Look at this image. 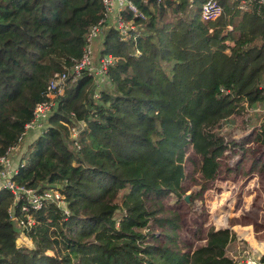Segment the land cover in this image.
Listing matches in <instances>:
<instances>
[{"label":"trees","instance_id":"1","mask_svg":"<svg viewBox=\"0 0 264 264\" xmlns=\"http://www.w3.org/2000/svg\"><path fill=\"white\" fill-rule=\"evenodd\" d=\"M202 1L133 0L140 15L122 14L133 28L101 35L98 54L112 63L97 98L92 76L69 75L42 128L19 144L12 177L38 191L59 185L67 214L53 203L32 211L31 245L17 246L13 196L0 190V264H232L227 228H209L191 252L152 232L172 242L165 226L175 216L160 201L181 198L187 150L200 156V178L213 179L222 123L264 101V13L218 0L221 15L202 21ZM102 10L99 0H0V156L18 144L51 76L80 59ZM258 131L264 144V124Z\"/></svg>","mask_w":264,"mask_h":264},{"label":"rangeland","instance_id":"2","mask_svg":"<svg viewBox=\"0 0 264 264\" xmlns=\"http://www.w3.org/2000/svg\"><path fill=\"white\" fill-rule=\"evenodd\" d=\"M98 39L91 42L95 56ZM256 105L264 107V101L249 105L250 110L243 106L222 123L219 131L227 143L213 179L205 182L200 178V156L187 150L181 198L166 197L160 201L163 214L175 216V225L165 226V230H171L167 235L172 242L154 225L152 232L158 241L165 239L169 246L191 252L205 242L209 228H227L233 238L225 247V254L232 264H242L246 256L264 255V144L257 140L264 115L253 110ZM20 156L22 152L11 157L12 166Z\"/></svg>","mask_w":264,"mask_h":264},{"label":"built area","instance_id":"3","mask_svg":"<svg viewBox=\"0 0 264 264\" xmlns=\"http://www.w3.org/2000/svg\"><path fill=\"white\" fill-rule=\"evenodd\" d=\"M102 5V15L88 29L85 36L86 45L82 52L80 59L73 65L69 72L54 73L48 80L45 87L46 98L34 105L32 111V118L25 123L23 131L18 137V144L9 146L6 149L5 154L0 156V190L5 189L9 191L13 198L12 204L8 207L7 212L9 218L13 220L18 229L19 237H24L30 240L25 231L34 224V218L32 211L39 210L46 203H53L63 210L64 214H67L65 207V201L62 193L59 191V185L51 188H45L42 190H36L31 187H26L17 184L13 179V175L16 172L18 165L21 162H17L15 166H12L11 157L15 156L18 151L19 144L24 136L30 130H37L42 128L43 121L51 114L54 109L56 98L60 96L67 86L69 81V75H72V79L78 76L80 73L92 76L94 80L93 98H97V89L105 80V74L108 66L112 63V58L108 54L93 55L91 48V42L94 38L101 37L103 31L108 27H113L122 36H125L127 31L133 28L130 22L123 19L122 14L124 10H128L134 16H139L140 13L133 0H99ZM141 3L147 4L149 0H140ZM160 0H155L159 2ZM258 7L264 13V0H238V7L242 10L248 9L253 6ZM199 18L202 21H210L219 17L222 13V6L218 0H203L198 9ZM255 104V103H254ZM257 104V102H256ZM259 105V104H258ZM253 108L259 115H264V107ZM250 106L244 104V110H250ZM69 132L72 136L76 135L74 127L69 128ZM17 208L19 215H16L14 208ZM242 264H264L260 261L259 257L246 256Z\"/></svg>","mask_w":264,"mask_h":264},{"label":"crops","instance_id":"4","mask_svg":"<svg viewBox=\"0 0 264 264\" xmlns=\"http://www.w3.org/2000/svg\"><path fill=\"white\" fill-rule=\"evenodd\" d=\"M98 38L99 39L97 40V45H96V53L97 54L99 53L100 47H101V37H98ZM17 153H20V147L18 148V152ZM15 156H16V154H15ZM16 245L17 246H21V245H23V246H30L31 245V242L27 238L19 237V238L16 239ZM260 253H262V252H260Z\"/></svg>","mask_w":264,"mask_h":264},{"label":"water","instance_id":"5","mask_svg":"<svg viewBox=\"0 0 264 264\" xmlns=\"http://www.w3.org/2000/svg\"><path fill=\"white\" fill-rule=\"evenodd\" d=\"M188 195L184 196V200L187 202Z\"/></svg>","mask_w":264,"mask_h":264}]
</instances>
